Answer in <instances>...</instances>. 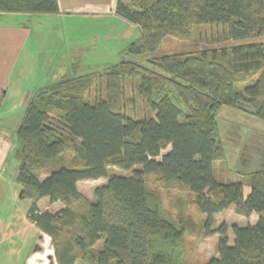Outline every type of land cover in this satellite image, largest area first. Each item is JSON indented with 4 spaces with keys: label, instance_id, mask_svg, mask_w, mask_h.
<instances>
[{
    "label": "trees",
    "instance_id": "16d2710c",
    "mask_svg": "<svg viewBox=\"0 0 264 264\" xmlns=\"http://www.w3.org/2000/svg\"><path fill=\"white\" fill-rule=\"evenodd\" d=\"M58 11V0H0V14ZM114 13L140 33L119 57L154 53L167 37L188 40L196 26L237 44L152 57L150 68L120 60L109 68L105 97L92 102L96 77L35 91L15 129L16 182L31 201L27 220L49 237L55 264H185L190 224L175 220L147 187L154 175L155 183L185 190L204 217L203 236H218L217 256L205 264H264V166L243 182L215 175L216 163L226 160L219 109L264 123V41H253L264 37V0H116ZM125 79L137 82L150 115L124 113ZM110 168L129 174L110 175ZM98 179L105 183L92 200L77 188ZM42 198L62 207L40 211ZM230 207L246 219L257 216L254 224L230 227L232 244L225 223L213 228L214 216Z\"/></svg>",
    "mask_w": 264,
    "mask_h": 264
},
{
    "label": "crops",
    "instance_id": "0c3cea01",
    "mask_svg": "<svg viewBox=\"0 0 264 264\" xmlns=\"http://www.w3.org/2000/svg\"><path fill=\"white\" fill-rule=\"evenodd\" d=\"M115 5L116 0H58L55 14H0V180L10 175L19 188L13 187V192L20 191L19 198L22 190L16 182L15 129L30 96L44 87L31 92L27 81L41 74L42 65L47 69L74 67L82 52L87 57L118 58L138 28L116 16ZM79 23L87 25L84 48L74 41ZM97 66L87 65L88 69ZM2 185L0 182V191ZM42 200L37 208L45 211L40 207ZM61 207L47 211L54 213ZM0 264H55L49 237L28 220L17 229L9 223L0 225Z\"/></svg>",
    "mask_w": 264,
    "mask_h": 264
},
{
    "label": "rangeland",
    "instance_id": "374dc122",
    "mask_svg": "<svg viewBox=\"0 0 264 264\" xmlns=\"http://www.w3.org/2000/svg\"><path fill=\"white\" fill-rule=\"evenodd\" d=\"M137 31L139 32V30ZM138 32L137 35L133 34L135 37L128 41L127 45L139 37L140 33ZM87 35V25L79 23L77 32L74 35V41L78 47H85L83 39ZM253 41L263 42L264 37L257 38ZM236 44L237 43L232 41H224L220 31L212 29L211 26H196L192 29V35L188 40L167 37L161 42L157 51L151 54L137 56L122 55L118 58L115 56L100 58L97 54H95L94 57H87V55L82 52L78 61L79 63H77V65L75 64L74 67L69 65V69H47L42 65L41 69H39L41 74H38L34 78H29L27 85L30 86L31 92H33L41 86L45 87L54 81L64 78L96 77L88 92V98L92 102L96 97H105V85L106 82L109 81L107 73L110 70L105 68L112 67L120 60L133 61L144 67L150 68V59L152 57L199 52L205 49H220L231 47ZM68 57L69 60H71L70 54ZM101 63L105 65L101 67ZM88 64H98V66L88 69ZM120 83L123 92L121 103L124 113L135 119L150 115L151 113L145 102L140 100L136 95L137 82L125 79ZM217 121L219 125V136L226 152V160L225 162L216 163L215 175L217 179L221 181L231 178V180H242L243 182L244 174H249L264 166V123L227 107H221L219 109ZM166 151L167 150L163 151L162 154ZM158 159L159 157L157 160ZM227 170H229V172ZM7 173L8 172H6V174ZM109 174H129V172H122L116 168H110ZM0 182L3 184L0 191V225L9 223L13 228H21L24 226V221L27 222L25 213L31 201L26 198H19V190L13 192V187L16 183L11 180L10 175H5L4 179L0 180ZM103 183H105V179L81 181L78 184V189L86 198L92 200L93 190ZM146 184L150 190L159 194L164 208L171 212L175 220L190 224V232L192 233L186 235L184 239L185 264H205L210 258L216 257L218 236H203L200 224L204 217L201 216L192 205V197L185 190L175 185L167 187L155 183L154 175L146 177ZM15 187L18 188L17 185ZM243 191L247 196L249 188L244 185ZM43 199L44 200L40 202V207L43 210L47 209L53 211L58 205L61 206L60 203L58 205H53L48 202L47 198ZM256 220V214H252L246 219L237 215L234 212V208L230 207L214 216L213 228H216L221 223H225L229 228V244H232L233 235L230 227L232 225L243 227L247 224H254Z\"/></svg>",
    "mask_w": 264,
    "mask_h": 264
}]
</instances>
